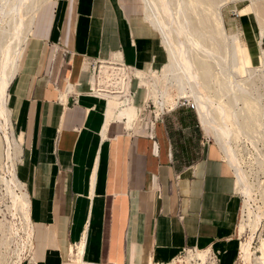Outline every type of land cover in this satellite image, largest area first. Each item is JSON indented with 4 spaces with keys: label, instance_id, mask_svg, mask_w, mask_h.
I'll return each instance as SVG.
<instances>
[{
    "label": "crops",
    "instance_id": "1",
    "mask_svg": "<svg viewBox=\"0 0 264 264\" xmlns=\"http://www.w3.org/2000/svg\"><path fill=\"white\" fill-rule=\"evenodd\" d=\"M143 3L64 0L47 31L29 33L7 106L35 264H161L187 248L233 264L239 254L240 183L199 112L156 117L146 103L130 122L91 94L99 60L138 73L168 63Z\"/></svg>",
    "mask_w": 264,
    "mask_h": 264
},
{
    "label": "rangeland",
    "instance_id": "2",
    "mask_svg": "<svg viewBox=\"0 0 264 264\" xmlns=\"http://www.w3.org/2000/svg\"><path fill=\"white\" fill-rule=\"evenodd\" d=\"M63 1L64 0H27L26 2V0H0V9H3L2 5H5V12H0V92L5 84L6 73H2V63H5V55L8 51V47L12 45V47H15L17 44L16 40L18 39L22 41L20 60L17 62V66L20 65L25 56V46L29 33L31 34L32 32V28L33 33L30 36V42L36 37L41 36L44 31H47L50 24L54 22V18L56 19L59 16ZM146 1L149 4L146 3L145 5L143 3L145 12L147 8V13L152 16V19H157L161 16L167 24H174L171 26L173 28L175 38L179 35V31H181L180 34H182V31H185L186 29H189V31L196 34H194L196 37L195 44L186 45L189 51L190 61L192 62L195 72L192 73V76L196 75L201 82H199V84L202 85L200 86L204 87L202 89L205 90L210 99L217 105L221 104L224 108L225 119L221 118L220 114L215 109L210 110V115L214 121H217L215 122L216 124L219 123V126L225 127L226 124L230 126L232 131V154L243 174L244 179L249 184L251 189L250 192H244L240 186V193L243 201L242 214L239 224L240 230L238 229L240 234L238 242H240V245L239 254L236 255L233 260V264H264V117L261 116L264 107V86L260 85L262 98H259L257 93H253L251 96H246L241 91L240 87L251 89V81H249L245 75L236 74L240 86L238 88L236 86V91L238 89L237 92L230 91L229 75L225 71L226 66L224 56L226 55L227 44H225L224 41L226 37L224 36L225 34L220 31V22L217 17L218 12L223 14L221 16L224 20L223 27L225 29V33L227 32V38L240 34L241 39L244 42H249L251 40L256 41V39L260 38V33H264V0H253V7L259 9L258 24L255 12L251 7L252 3L249 0H217L215 4L216 6L219 5L217 7L214 6V2H211L212 0H208L207 7L205 5L190 7L188 5V8H186L188 0H169L167 7H164L166 0ZM190 1L191 0H189V2ZM209 5H211V7ZM16 10L20 12L14 14V11ZM47 11L49 12L50 18L47 21H44L43 15L44 13H47ZM155 14L157 15L155 16ZM184 17L188 19V23L184 22V27H182V25L176 26L177 24L182 23ZM156 31L161 34L159 29ZM184 34L185 33L182 35L185 36L186 34ZM160 37L163 42L162 36ZM261 49L264 50V37L262 39ZM10 62H12V58L10 59ZM168 63L162 70L156 72H142L139 74L141 77H147L149 75L155 76L159 80L157 86H160V88L164 90L167 89L169 94L168 100L170 99L172 102L184 96L182 94V83L184 82L185 84L187 80L184 78L183 72H178L173 75L166 73L165 68ZM206 66H208L209 71L204 68ZM11 70L12 67L9 66L6 76L10 74ZM187 84H185L186 93L189 91ZM130 87L131 90L135 92L133 95L135 99L132 101L129 106L130 110H128L126 114L127 118L129 117L130 122H135L143 110L144 105L152 99V95L148 90H146V88H138L135 81L131 82ZM129 94L130 89L127 94L128 97ZM188 102L195 107L193 101L188 100ZM181 103L188 105V103L183 100ZM111 109L107 108L106 105V114L107 111L115 112L117 110V106L111 104ZM119 120L121 121V119ZM238 120L239 126L241 123L242 127H238L234 124L235 121ZM12 123L13 127L17 130L16 124L13 121ZM13 127L9 116L8 135L11 141V148H9L7 144L5 135L0 133V219H3V213H6L7 210L8 213H11L12 215H17L19 212L23 213L25 219L32 222L31 212H29L30 214L27 217L25 215L26 207L24 205V200L22 198L16 202L14 200L15 195L22 197L24 193H27L23 191L24 186L21 183L16 171V164H18L19 156L17 152L18 145L13 135ZM215 134V131L211 130L208 132V137L212 142H215L221 148L222 153L227 160L225 152L223 151L222 146L218 143ZM16 136L18 137V134H16ZM234 171L237 176V171L235 169ZM14 176L21 185V188L16 189L15 191L14 186H12V179ZM27 200L29 201V198H27ZM249 217L253 220H259L260 226L258 231L255 233L252 242L251 257L247 259L243 249L251 241L254 231L253 228L248 227L246 228V231H241V226L245 225V223L249 224ZM8 228V222L0 220V229L5 231L8 230ZM1 244L2 243L0 242V246ZM2 253L3 252L0 247V264H3ZM203 253L207 255V252H201L198 257L202 261H205L206 256H203ZM214 253L218 256V264H220L222 259L219 252L216 251ZM149 264L154 263L150 260ZM221 264L232 263H228L226 260H223Z\"/></svg>",
    "mask_w": 264,
    "mask_h": 264
},
{
    "label": "bare ground",
    "instance_id": "3",
    "mask_svg": "<svg viewBox=\"0 0 264 264\" xmlns=\"http://www.w3.org/2000/svg\"><path fill=\"white\" fill-rule=\"evenodd\" d=\"M207 1L208 0H194V1L191 0L189 2V0H188V2L186 3V8H188V5L190 7L205 5L207 7L208 6ZM216 1L217 0L211 1V2H214L215 7L219 6V5H217V6L215 5ZM245 1H247V0H245ZM249 1L252 3L251 7H252V10L255 12V16L257 17L256 21L258 24V22H259L258 21L259 9L253 7L254 6L253 0H249ZM26 2H27V0H26ZM143 2L145 5H146V3H148L146 0H143ZM168 3H169V0H166L164 3V5H165L164 7H167ZM205 3H207V4H205ZM2 6H3V9H0V12L4 13L5 12V5H2ZM209 6L211 7V5H209ZM214 10H215V8H214ZM219 10H221V9H219ZM147 11H148V9L146 8V12H145L146 20H148L150 22V24L154 27L155 30L159 29V31L161 32L160 36H162L163 42L167 48V52H168V56H169V63L165 68L166 73H170L173 75V74H176L178 72H183L184 78L187 80V82L185 84L188 83L187 87L189 89L188 88L187 89L189 90L188 91L189 93L188 92L186 93V86L183 82L182 83V85H183L182 94L184 96L180 97L178 100H174L171 102L170 99L168 100L169 94H168L167 89L164 90V89L160 88V86H157V83L159 82V80L155 76H153V75H149L147 77L142 76L143 77L142 78L140 76V74L138 73L139 72L138 70H137V72L135 71L133 73V76H135V78H136L135 79L136 80L135 81L136 86L138 88H146V90H148L149 93L152 95L151 96L152 99H150L147 102V104L150 105L151 103H153L156 106L158 116L163 114V112L165 111V108H167L168 110H173L176 106H178L181 103L182 100L186 101L194 109L197 108L196 110H198V112L201 116L203 127L208 132H210L211 130L215 131L216 139H217L218 143L222 146L227 160L229 161L230 165L237 171V176H238L239 183H240L242 190H244V192L245 191L250 192L251 191L250 186L246 182V180L244 179L243 174H242L241 170L239 169L237 162L234 160V157L232 154V149H231L232 131L230 129V126H228L227 124L225 125V127L219 126L218 125L219 123L216 124L215 122H217V121L216 120L214 121V119H212V116L210 115V110L215 109L220 114V117L225 119L224 108L222 107L221 104L217 105L213 100H211L210 97L205 92V90L202 89L204 87H201L202 85L199 84V82H200L199 78L196 77V75L192 76V73H195V72H194L192 62L190 61L189 51H188L186 45L187 44H190V45L195 44V39H196L195 35L196 34L192 31H189V29H186L185 31H182L183 33L186 34V35L184 34L185 36L182 35L183 33L180 34L181 31H179L178 32L179 35H177L175 38L174 37V31H173V28L171 26V25H174L173 23L167 24V22H165L161 16H159L157 19H152V16L148 15ZM19 12L20 11L16 10V11H14V14H17ZM216 12H217V10H216ZM156 15L157 14H155V16ZM221 15H223V14H220L218 12L217 17H218V20L220 22L219 23L220 24V31L222 33H224L225 35L224 34L223 35L226 37L224 42H225V44H227V47H226V55L224 57H225V66H226L225 71H226V73H228L229 81H230L229 82L230 83L229 89H230V91H234V92L238 91V89L236 91V86L238 88L240 86V84L238 83L236 74L237 75L242 74V75L247 76L249 81H251V84H250L251 89L240 87L241 91L246 96H251V95H253V93H257L258 97L262 98L261 93H260V89H261L260 85L264 86V50L261 49V46H262V39L264 37L263 36L264 33L263 32L260 33L259 41L251 40L249 42H244L241 39L240 34H236V35H233V36H230L229 38H227V36H226L227 32L225 33V29L223 27V21L224 20L222 19ZM184 22L188 23V19L186 17L183 18V21L181 24H177L176 26L182 25V27H184ZM16 41H17V44L15 47H12L13 45L8 47V51L6 52V55H5V57H6L5 63H2V66H3L2 73L3 74L6 73V74H5V84H4L2 91L0 92V133H3L5 135L9 148H11V141H10V137L8 135L9 109L7 106V92H8V88H9L12 80L14 79V77L18 71L19 65L17 66V62L20 60L19 58H20L21 49H22V46H21L22 41L20 39H18ZM212 54H214V53H212ZM11 58H12V62H10ZM117 62L118 61L102 62L99 72L96 73V75H95V82H94V89L93 90L95 91L96 95H98L102 98L101 101L104 102L105 106L107 105V108L111 109V104L117 106V110L115 111L117 113V115H120V116L123 115L122 116L123 120L124 119L128 120V119H126L127 118L126 112L128 110H130L129 106L131 105L132 101L135 98H134V96L132 98H130L127 96V94L129 92V89H130V84H131V82H134V80L131 81V78H132L131 75L126 72V69L119 68L117 66L118 65ZM9 66L12 67V70L10 71V74L8 76H6L8 73L7 70H8ZM111 68L116 69L118 71L116 73L110 74ZM204 68L208 69V66H206ZM208 71H209V69H208ZM109 84L114 86L116 88V90H113L110 93L99 92L102 90V86H106ZM134 94H135V92H134ZM235 97H237V96H235ZM187 99L193 101L196 108L193 105H191ZM234 116H236V115H234ZM261 116L264 117V107H263V112H262ZM234 124L238 127H240V126L242 127L241 123L239 126V120L235 121ZM12 186H14V191L16 189L21 188V185L18 182V180H16L15 176L12 179ZM23 191L26 192L25 186L23 187ZM21 198L24 200V205L26 207V214L25 215L27 217L30 214L29 213L30 212V203L27 200V198H28L27 194L24 193L22 197H19L16 195L14 196L15 202L20 200ZM18 214H23V213L19 212V213H17V215ZM250 217L248 218L249 224L245 223V225L241 226V231H246L247 227L253 228V231H254V235H253L251 241L243 249L245 257L247 259H249L251 257L252 242H253L255 233L258 231L259 226H260L259 220H253ZM248 221H246V222H248ZM220 253H221V251H219V254ZM203 256H206V254L203 253ZM203 256H202V258H203Z\"/></svg>",
    "mask_w": 264,
    "mask_h": 264
},
{
    "label": "built area",
    "instance_id": "4",
    "mask_svg": "<svg viewBox=\"0 0 264 264\" xmlns=\"http://www.w3.org/2000/svg\"><path fill=\"white\" fill-rule=\"evenodd\" d=\"M103 60H99L98 62L94 63L91 67L92 71V79L96 73L99 72L101 68ZM119 68L126 69V72L131 75V81H135V76L133 73L135 70L130 66H127L123 61L117 62ZM123 66V67H122ZM118 70L111 68L110 74L116 73ZM93 88V85H92ZM116 88L112 85L102 86V90L99 91L101 93H110ZM91 94L96 96L95 91L92 89ZM134 92L131 90L130 87V94L129 97H132ZM179 105H186L185 103H180ZM189 105V104H188ZM154 107V108H152ZM193 108V107H192ZM153 110L154 116L159 117L157 115V108L156 106L151 103L145 111ZM165 108V112H169ZM6 210V209H5ZM5 222H8V230H1L0 229V239H1V251L3 257V264H35V254H36V246H35V225L33 222L28 221L24 218L23 214L18 215H11L6 210V213H3V219ZM5 242V243H4ZM201 252H207L206 260L202 261L198 256ZM219 258L218 256L210 251V250H198L196 248H187L182 250L175 258H173L168 263H161V264H218ZM88 264V263H83Z\"/></svg>",
    "mask_w": 264,
    "mask_h": 264
}]
</instances>
